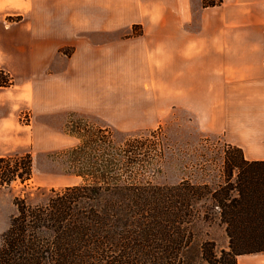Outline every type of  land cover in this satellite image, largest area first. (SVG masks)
Listing matches in <instances>:
<instances>
[{
    "label": "trees",
    "instance_id": "16d2710c",
    "mask_svg": "<svg viewBox=\"0 0 264 264\" xmlns=\"http://www.w3.org/2000/svg\"><path fill=\"white\" fill-rule=\"evenodd\" d=\"M13 83L0 66V90ZM153 136L151 148L141 137L116 141L106 128L87 131L66 153L81 182L52 189L40 204L16 199L0 264H237L238 255L264 252V161H246L226 144L218 188L188 180L158 185L150 177L163 153ZM32 174L29 153L0 156V188L25 184ZM203 199L213 202L228 238L219 255L211 240L195 244V205Z\"/></svg>",
    "mask_w": 264,
    "mask_h": 264
},
{
    "label": "crops",
    "instance_id": "0c3cea01",
    "mask_svg": "<svg viewBox=\"0 0 264 264\" xmlns=\"http://www.w3.org/2000/svg\"><path fill=\"white\" fill-rule=\"evenodd\" d=\"M15 63L155 69L139 95H208V133L264 161V0H0V66ZM164 70L187 92L168 91ZM236 261L264 264V252Z\"/></svg>",
    "mask_w": 264,
    "mask_h": 264
},
{
    "label": "rangeland",
    "instance_id": "374dc122",
    "mask_svg": "<svg viewBox=\"0 0 264 264\" xmlns=\"http://www.w3.org/2000/svg\"><path fill=\"white\" fill-rule=\"evenodd\" d=\"M50 39L59 43L61 36ZM7 70L14 83L0 90V155L29 153L33 174L25 184L14 182L0 188V238L17 213L16 199L40 204L52 189L81 182L66 153L87 131L106 128L116 141L141 137L151 148L153 134L157 135L163 156L156 164L159 171L150 177L155 184L188 180L214 190L224 183L226 143L221 135L208 133L216 122L208 117V95H139L142 90L152 91L155 82V69L141 67L108 72L105 67L44 68L15 63ZM162 73L172 83L168 91L177 86V91L187 92L188 78L180 82L170 70ZM195 207V244L211 240L219 255L228 246V238L217 210L210 199Z\"/></svg>",
    "mask_w": 264,
    "mask_h": 264
}]
</instances>
